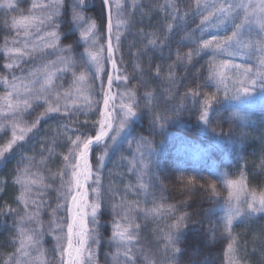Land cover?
I'll use <instances>...</instances> for the list:
<instances>
[{
	"label": "trees",
	"instance_id": "trees-1",
	"mask_svg": "<svg viewBox=\"0 0 264 264\" xmlns=\"http://www.w3.org/2000/svg\"><path fill=\"white\" fill-rule=\"evenodd\" d=\"M30 1L19 0L18 8L24 10V16L30 8ZM127 5L125 17L130 20V25L123 32L121 47L125 53L124 74L130 79L126 86L119 83L113 85L111 92L115 99L110 110L119 117L123 103L132 106L136 114L128 119L127 130L116 139L115 144L106 138L109 145L106 153L105 144L101 143L94 145L88 158L93 176L85 187L91 203L96 167L100 164L99 157L105 156L101 182L106 195L97 217L101 240L97 249L98 264H113L112 255L116 252L111 242L113 225L116 220L125 223L122 215L129 207L132 208L129 215L140 226L138 243L130 245L142 250L137 264L149 261L166 264V253L170 255L172 248H180V252L175 254L176 264H228L230 258L239 261V264H264V213L241 215L233 220L230 230L235 237L234 253H229L228 245L232 237L225 230L224 220L229 192L235 194L242 186L249 193L254 190L257 195L264 191V81L257 76L260 57L264 54L254 51L261 46L264 33L247 34L245 29L246 34L240 38L239 51L227 49L217 52L214 44L205 48L203 42L213 37L222 40L232 35L235 24L224 23L219 27L204 25L203 29H199L202 16L196 12V0H174L171 7L166 0H138L134 10L131 0H127ZM173 8L178 9L181 15L187 13L185 19L173 21L170 15ZM71 9L72 0H65L66 15L61 17L64 21L61 47L70 42V38L64 36L71 21ZM131 11L135 15L129 17ZM83 12L100 24V0H88V7ZM20 15L19 11L0 8V45L5 43L6 38L10 42L16 35L10 25L12 18H19ZM242 19L243 13L235 23H240ZM169 23L175 24L170 34L167 30ZM100 31H104L103 26ZM141 32L145 35H140ZM151 33L156 34L157 44L154 47L148 45ZM76 35L79 36V29H76ZM160 41H164L162 47ZM101 44H104L106 56V37ZM84 47L81 42L80 48L72 53L77 64L72 71L77 73L85 68L79 57ZM48 59H55V56ZM7 62L4 51L0 50V77L6 76L10 80L13 73L4 68ZM137 64L139 68H136ZM32 65L36 66L33 62ZM246 68L252 70L251 75H245ZM17 71L15 69L14 74L19 76ZM220 71L223 72V83L218 86L219 75L210 79V72ZM253 78L254 84L251 83ZM71 80L72 72L69 71L57 83L67 89ZM104 81L106 87V74ZM95 87L97 106L88 115L81 113L61 121L71 125L72 129L85 121L89 125L95 122L94 126L83 129L82 139L95 137L100 129V110L104 104L99 81L95 82ZM225 87L228 89L227 96ZM245 87L249 92H243ZM4 92V84L0 82V96ZM128 93L133 94L131 100ZM121 94H125L123 99ZM213 94L216 99L210 102L208 120L201 121L199 116L203 113L204 100ZM41 105L30 115H24L23 120L31 122L46 107L42 101ZM39 127L38 135L29 134L23 147L14 146L5 158L0 159V181L6 182L0 184V264H5L8 256L19 247L18 228L35 227L34 221L19 224L25 207L17 200L20 187L15 184V177L17 170L28 163L22 157H34L31 171L39 172L45 177L44 183L52 185L47 189L34 185L30 194V198L44 202L39 219L47 227L51 209L60 202L57 189L61 183L59 172L63 166V155L67 154L70 146L67 137L75 139L81 134L74 130L61 131L58 143L52 145L56 154L47 158L48 153H41L40 146L56 137L57 120L46 119ZM11 136L10 126L0 129V147ZM42 156L47 158L43 163ZM53 173L57 174L55 178ZM228 181L232 182L231 187ZM141 182L147 185L146 190L140 189ZM210 185L215 186V191ZM109 189L117 193L115 198H110L112 192ZM122 200L127 203L120 209V215H116L112 205ZM240 206L246 207V203ZM9 207L16 211L8 213ZM28 211H33L31 204ZM181 216L185 219L184 228L178 234L179 240L166 247L165 233L174 231L170 226L179 222ZM55 245L54 235H45L42 243L45 264H53L58 258L53 251Z\"/></svg>",
	"mask_w": 264,
	"mask_h": 264
},
{
	"label": "snow or ice",
	"instance_id": "snow-or-ice-1",
	"mask_svg": "<svg viewBox=\"0 0 264 264\" xmlns=\"http://www.w3.org/2000/svg\"><path fill=\"white\" fill-rule=\"evenodd\" d=\"M18 3L19 0H15V2L14 0H0V8L21 13L19 18H12L10 25L16 35L10 42L6 38L5 43L0 45V50L4 51L8 61L4 64V68L9 73H13L11 80L6 76L0 77V82L9 89L8 93L0 97V100L4 101V105H0V129L10 126L12 130L11 139L3 147H0V159L5 158V154L11 151L14 146L23 147L29 134L38 135L39 126L46 119H56L58 129L56 137L40 146L41 153L45 151L48 153L47 158L56 154L52 145L58 143L61 131L74 130L81 134L76 135L75 139L71 136L67 137L70 146L67 154L63 155V166L59 172L61 183L57 189V199L60 202L51 209V219L48 221L47 227L39 219L44 202L30 198V194L34 185L41 189L51 188L52 185L45 184V177L39 172L31 171L34 157H22L28 163L17 170L15 177V184L20 187L17 200L25 207V214L20 217L19 224L23 225L25 222L34 221L35 227L20 226L18 228L19 247L15 253L8 256L5 264H13V261L15 264H45V250L42 243L45 235L49 234L54 235L56 245L53 251L58 254V258L54 260L53 264H98L97 249L101 240L97 229V217L101 212L106 195L102 190L101 182L104 155L99 157L100 164L96 167L93 180L95 187L91 188V203H89V191L85 185L93 176L88 158L94 145L104 143L106 153L109 146L106 138L115 142L125 128L128 119L136 114L132 106L123 103L120 105L122 116L116 117L107 111L110 107H114L115 98L111 92L113 85L119 83L126 86L130 79L128 75L124 74L125 53L121 47L123 32L130 25V20L125 17L127 0H100V24L84 14L83 9L88 7V0H72L71 21L67 35L64 36V38H70V42L63 47H61V27L64 21L61 17L66 15L65 0H46L41 3L33 0L31 7L27 10L29 12L27 16L22 15L24 10L18 8ZM166 3L171 7L174 0H166ZM137 6L138 0H131V8L134 10ZM196 12L202 16L201 24L198 25L199 29H203L204 25L219 27L224 23L235 24L232 35L222 40L213 37L212 40L203 42L202 46L205 48L214 44L217 52L227 49L239 51L240 38L246 34L245 29H247V34L264 33V0H196ZM241 13H243V19L240 23H235L241 17ZM134 15V11L128 13L129 17ZM170 15L173 21H178L184 20L187 13L181 15L178 9L173 8ZM102 26L104 27L103 32L100 31ZM76 29H79V36L76 35ZM114 29H116L115 32ZM174 29V23L167 24L169 34ZM140 35L145 34L141 32ZM149 35L152 36V39L148 41V45L156 46V34ZM105 37L106 56L104 55V44H101V40H104ZM113 38L115 42H113ZM81 42L85 47L82 52H79V57L85 68L77 73L72 71L77 66L72 53L80 48ZM9 43L12 46H9ZM160 45L162 47L164 41H160ZM254 51L264 54V37L261 38V46ZM57 53L59 54L57 55ZM132 55L136 56L138 53H132ZM49 56H55V59L50 60ZM189 57H191V53H189ZM28 61H32L36 66L25 69L22 65ZM108 64H110V69L107 67ZM139 67L140 65L137 64L136 68ZM15 69H19L26 75H15ZM69 71L72 72V80L69 87L63 89L57 80L62 79ZM251 73L250 68L245 69L246 76ZM105 74L107 75L106 87ZM216 75L220 77L217 81L219 86L223 83V72H210V79L215 78ZM257 76L260 81H264V55L260 57ZM96 81H99V92L103 94L104 104L103 109L100 110V129L96 132L95 137L87 136L82 139L83 129L94 126L95 122L89 125L88 121H85L83 125L77 124L75 129H72L71 125L66 122L61 123V121L65 118L71 119L74 115L81 113L88 115L97 106ZM251 83H255V78ZM243 92L247 93L249 89L245 87ZM227 94L228 89L225 87V95L227 96ZM124 95L121 94V99ZM127 95L131 100L133 94L128 93ZM193 95H196L194 91ZM214 99H216L215 94L205 98L203 113L199 116L201 121L207 122L210 102ZM41 101L43 105H46L44 110L39 112L31 122L23 120L24 115H30L31 111L42 106ZM50 114L57 115L51 116ZM149 147H151L150 144ZM47 158L42 156L41 163L45 162ZM52 175L55 178L57 174L53 173ZM66 176L68 179H65ZM189 182L191 183V180ZM2 183L6 182L0 181V184ZM228 184L231 187L232 182L228 181ZM241 185H243V177ZM210 186L215 191V186ZM139 187L142 190L147 189V185L143 182ZM109 191L112 192L110 198H115L117 193L111 189ZM125 203L127 201L122 200L119 204H113V213L120 215V209ZM245 203L246 207L240 206ZM30 204L33 206L31 212L28 211ZM7 211L14 213L16 210L9 207ZM131 211V207L124 210L122 219L125 223H121L120 220L114 222L111 242L114 243L116 252L112 255L113 264H137L138 254L142 251L139 248L130 247V245L138 243L140 228L135 224V218L129 215ZM61 212L65 215H58ZM255 213H264V191L257 195L254 190L249 193L242 186L240 191L235 194L229 192L228 207L224 218L225 230L232 237V242L228 245L229 253L235 252L233 247L235 237L232 236L230 230L233 220L241 215L252 216ZM184 219L185 216H181L179 222L170 226L174 231L165 233L166 247L179 240L178 234L184 228ZM33 252L36 253L35 256L32 255ZM179 252L180 248H172L170 255L166 253V264H176L175 254ZM145 259L147 260L148 257L146 256ZM149 264H154V262L149 261ZM228 264H239V261L230 258Z\"/></svg>",
	"mask_w": 264,
	"mask_h": 264
},
{
	"label": "rangeland",
	"instance_id": "rangeland-1",
	"mask_svg": "<svg viewBox=\"0 0 264 264\" xmlns=\"http://www.w3.org/2000/svg\"><path fill=\"white\" fill-rule=\"evenodd\" d=\"M36 2H38V3H41V2H46V0H36ZM33 3V0H31L30 1V7H31V4ZM27 15H29V12L26 14V16ZM46 30H50V29H46ZM10 46H12V45H10ZM25 69H30L31 67H34L33 65H32V61H28L27 63H25L24 65H22ZM18 74H19V76H20V74H21V72H20V70L18 69ZM22 75H26V73H22ZM11 80V79H10ZM4 88H5V92L0 96V97H3L6 93H8V91H9V89L8 88H6L5 86H4ZM0 105H4V101H2V100H0ZM6 106V105H5ZM119 112H120V115H119V117L120 116H122L123 115V113L121 112V109L119 110ZM127 130V124H126V126H125V128L121 131V133H120V135H122V134H124L125 133V131ZM120 135L117 137V139H119V137H120ZM112 143H116V141L115 142H112ZM147 264H149L148 262H147Z\"/></svg>",
	"mask_w": 264,
	"mask_h": 264
},
{
	"label": "water",
	"instance_id": "water-1",
	"mask_svg": "<svg viewBox=\"0 0 264 264\" xmlns=\"http://www.w3.org/2000/svg\"><path fill=\"white\" fill-rule=\"evenodd\" d=\"M109 69H110V64H109ZM107 111H108V112H110V110H109V109H108ZM110 113H111V112H110Z\"/></svg>",
	"mask_w": 264,
	"mask_h": 264
}]
</instances>
